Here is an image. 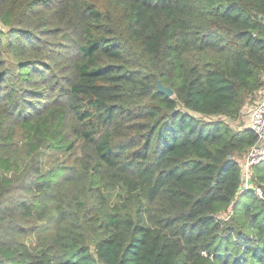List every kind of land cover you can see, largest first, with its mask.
<instances>
[{"label": "trees", "instance_id": "trees-1", "mask_svg": "<svg viewBox=\"0 0 264 264\" xmlns=\"http://www.w3.org/2000/svg\"><path fill=\"white\" fill-rule=\"evenodd\" d=\"M0 23V264H264L232 125L264 0H0Z\"/></svg>", "mask_w": 264, "mask_h": 264}, {"label": "built area", "instance_id": "built-area-1", "mask_svg": "<svg viewBox=\"0 0 264 264\" xmlns=\"http://www.w3.org/2000/svg\"><path fill=\"white\" fill-rule=\"evenodd\" d=\"M239 121H243V126L239 129H250L257 135V141L253 144L245 156L241 159V188L248 190L254 187V169L264 163V84L258 92L257 98L249 108L243 110ZM235 123V122H233ZM232 123V125H233ZM236 127L235 125H233ZM257 194L263 196L262 190L257 188ZM206 255L205 252L202 253Z\"/></svg>", "mask_w": 264, "mask_h": 264}, {"label": "water", "instance_id": "water-1", "mask_svg": "<svg viewBox=\"0 0 264 264\" xmlns=\"http://www.w3.org/2000/svg\"><path fill=\"white\" fill-rule=\"evenodd\" d=\"M159 89L161 92L165 93L169 97H172L174 95V91L171 88L165 87L161 83H159Z\"/></svg>", "mask_w": 264, "mask_h": 264}, {"label": "rangeland", "instance_id": "rangeland-1", "mask_svg": "<svg viewBox=\"0 0 264 264\" xmlns=\"http://www.w3.org/2000/svg\"><path fill=\"white\" fill-rule=\"evenodd\" d=\"M0 26H2L1 23H0ZM253 103H254V101L248 100V102L245 104L244 110L246 109V112H247V109L249 108V106H252ZM243 123H244L243 121H237V122L233 123V125H235L236 127H239V126H243Z\"/></svg>", "mask_w": 264, "mask_h": 264}]
</instances>
